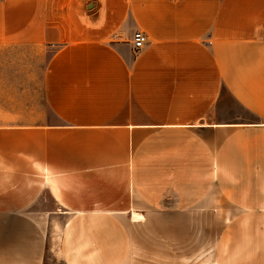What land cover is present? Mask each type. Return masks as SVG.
<instances>
[{"label": "crops", "instance_id": "1", "mask_svg": "<svg viewBox=\"0 0 264 264\" xmlns=\"http://www.w3.org/2000/svg\"><path fill=\"white\" fill-rule=\"evenodd\" d=\"M0 45L52 50L0 83V264H264V0H0Z\"/></svg>", "mask_w": 264, "mask_h": 264}, {"label": "rangeland", "instance_id": "2", "mask_svg": "<svg viewBox=\"0 0 264 264\" xmlns=\"http://www.w3.org/2000/svg\"><path fill=\"white\" fill-rule=\"evenodd\" d=\"M51 54L52 50L47 48L0 45V83H3L2 85L6 84L4 87L14 92L13 90L18 88L19 81L21 84L24 80L29 83V79H32L31 83H33L34 78L37 80L43 78ZM237 107H235V120H239L237 118H240L243 114V111ZM238 112H240V115H238ZM42 202L45 208L56 209L55 202L50 196H44ZM64 220L61 215L58 216V219L54 218V232H59ZM53 237H56V235L54 234ZM48 247L46 264H64L56 251L51 249V245ZM171 264L174 263L171 262ZM187 264L193 263L188 262Z\"/></svg>", "mask_w": 264, "mask_h": 264}, {"label": "built area", "instance_id": "3", "mask_svg": "<svg viewBox=\"0 0 264 264\" xmlns=\"http://www.w3.org/2000/svg\"><path fill=\"white\" fill-rule=\"evenodd\" d=\"M148 42V35L142 30H137L133 35V44L137 50L142 49Z\"/></svg>", "mask_w": 264, "mask_h": 264}, {"label": "bare ground", "instance_id": "4", "mask_svg": "<svg viewBox=\"0 0 264 264\" xmlns=\"http://www.w3.org/2000/svg\"><path fill=\"white\" fill-rule=\"evenodd\" d=\"M138 217V216H137Z\"/></svg>", "mask_w": 264, "mask_h": 264}]
</instances>
